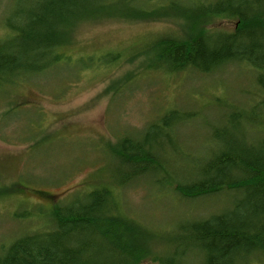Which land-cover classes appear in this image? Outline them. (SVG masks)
Wrapping results in <instances>:
<instances>
[{"label": "trees", "instance_id": "obj_1", "mask_svg": "<svg viewBox=\"0 0 264 264\" xmlns=\"http://www.w3.org/2000/svg\"><path fill=\"white\" fill-rule=\"evenodd\" d=\"M212 3L193 7L184 0H170L159 9L150 5L152 0L17 1L18 35L0 38V99H10L20 84L68 62L71 57L66 50L74 45L76 27L83 22L102 18L157 21L181 17V13L193 21L185 33L157 36L130 55H147L148 69L170 74L191 67L197 69L194 73L208 74L233 61L231 65L256 71L260 92L249 117L237 114L235 105L225 107L222 143L207 159V166H197L182 178L173 168L165 179L184 202L220 193L224 187L241 190L246 200L239 211L181 222L171 239L159 238L154 229L125 212L119 197L123 187L152 174L157 183L164 182L162 163L169 164L163 160L165 144H172L171 133L181 128H171L170 115L180 114L171 109L143 129L141 140L129 136L109 147L123 172L112 177L113 184L103 183L82 200L75 197L56 204L49 213L43 210V228L15 239L0 255V264H187V257L196 264H247L254 256L264 255V138L257 147L248 145L251 131L240 123L244 118L256 120L258 107L264 105L260 99L264 93V0ZM218 18L234 20L236 27L231 32L207 28ZM126 59L119 53L109 54L106 61L115 66ZM258 131L264 133L260 125ZM195 175L201 179L190 183ZM158 245L164 249L157 250Z\"/></svg>", "mask_w": 264, "mask_h": 264}, {"label": "rangeland", "instance_id": "obj_2", "mask_svg": "<svg viewBox=\"0 0 264 264\" xmlns=\"http://www.w3.org/2000/svg\"><path fill=\"white\" fill-rule=\"evenodd\" d=\"M17 1L0 0V38L10 34L5 23ZM156 1L159 5L170 0ZM183 11L187 13L186 6ZM181 15L157 21L83 22L76 27L74 45L66 50L68 62L20 84L10 99H0V255L18 237L43 228V210L49 213L56 204L75 197L82 200L103 183L113 184L117 160L109 147L129 136L141 140L143 129L171 109L182 115L192 110L198 116L204 111L205 117L191 119L195 122L171 133L172 144H165L163 159L169 164L162 163L164 182L157 183L152 174L122 188L119 197L125 212L154 229L159 238L171 239L179 223L223 208L227 200L222 196L207 203L184 202L165 179L173 168L186 177L194 162L209 158L220 147L214 128H223L225 107L235 105L244 111L239 115L249 117L260 87L256 71L246 66L221 67L209 75L170 74L148 69L147 55L134 58V51L146 48L157 36L185 33L193 21ZM213 23L207 28L231 32L236 27L231 19ZM119 53L127 59L109 66L108 55ZM257 112L263 121L264 105ZM240 123L251 131V143L263 142L254 134L258 118ZM162 249L158 245L157 250ZM190 260L187 257V264ZM247 264H264V255Z\"/></svg>", "mask_w": 264, "mask_h": 264}, {"label": "bare ground", "instance_id": "obj_3", "mask_svg": "<svg viewBox=\"0 0 264 264\" xmlns=\"http://www.w3.org/2000/svg\"><path fill=\"white\" fill-rule=\"evenodd\" d=\"M141 1H146V0H141ZM213 1H217V0H185L184 3H188L190 5H192L193 7H196V6H199V5H206V6H210L212 5ZM149 3V2H148ZM153 4V5H152ZM152 4H150L151 6H156L157 8L159 9H162V7L164 6V4L162 3H159V5H156L157 4V1L156 0H152ZM17 7L16 6V9L9 15V17L7 18L6 20V23H5V26L6 28L10 31V34L6 37V38H15L17 35H18V27L21 26V20L20 18L16 15L15 16V12L17 11ZM28 8V7H26ZM170 35V34H168ZM177 35H181L180 33H178ZM172 36V35H171ZM233 62V61H232ZM232 62H229V63H225L224 65H222V67L224 68H227L229 66H232L231 64H234ZM238 66V65H237ZM242 67H245L244 65H240ZM221 68V67H220ZM218 68V69H220ZM186 72L188 73H194L195 71H197V69L191 67V68H186L185 69ZM198 73V72H196ZM214 72H210L208 74H201V75H209V74H212ZM219 99V102L223 103L222 102V99L221 98H218ZM225 101V99H224ZM186 111H191L193 112V114H190L189 112H186ZM234 111L239 114V112H244L242 110V108H238L236 107L234 109ZM196 112L192 111V110H185L184 112V115L182 116L181 113L179 114L178 112H175V113H172L170 115V118H169V121L171 122V128H176L178 125H189L195 121H191L192 120H198L200 119L203 115L205 117V114L203 113L202 116H198L195 114ZM260 119V117H258ZM262 120H258V125L262 124ZM209 123V122H208ZM214 129L218 130L216 132V139L218 140L217 143H222L221 140H222V137L224 136V133H223V129L222 128H218V127H215ZM231 129V128H229ZM229 131V130H227ZM255 136H257L260 140H262V138H264V133L262 131H258L255 133ZM256 139V138H255ZM258 139H256V142L254 143H251L250 141H246L248 145H253V146H259L257 145ZM207 159H201L200 161H197V162H194V167H197V166H201L200 168H203L205 166L208 165L209 161L207 162ZM202 164V165H201ZM114 175H117V176H121L123 174V172H121V167H120V163L119 161H116L115 165H114ZM201 179V176L200 175H195L191 180H190V183H192V181H195V180H200ZM222 196L223 198H225L227 201L224 202L223 204V208L219 211L217 210L216 212L214 211L213 213H211L210 215L212 216L211 218L215 217V216H221L222 214H224V212H235V211H239V208L241 207V204L244 203V201L246 200L245 199V195L243 194V192L241 190H237L236 188H228V187H224V190H222L220 193H217V194H209L208 196H206L205 198H197V199H187L188 202H191V203H196V202H203V203H207L208 200H211V201H214L216 200L218 197ZM204 205V204H203ZM237 264H240L239 262ZM242 264V263H241ZM245 264V262L243 263Z\"/></svg>", "mask_w": 264, "mask_h": 264}]
</instances>
